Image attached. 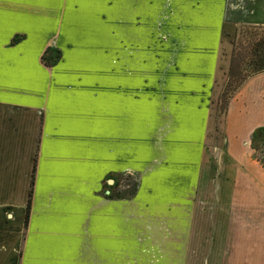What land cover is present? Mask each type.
I'll use <instances>...</instances> for the list:
<instances>
[{
    "label": "rangeland",
    "instance_id": "rangeland-1",
    "mask_svg": "<svg viewBox=\"0 0 264 264\" xmlns=\"http://www.w3.org/2000/svg\"><path fill=\"white\" fill-rule=\"evenodd\" d=\"M66 1L43 44L0 36V264H264L259 127L215 119L228 59L211 120L169 75L178 30L219 1ZM229 3L225 58L235 24L264 23V0Z\"/></svg>",
    "mask_w": 264,
    "mask_h": 264
},
{
    "label": "crops",
    "instance_id": "crops-1",
    "mask_svg": "<svg viewBox=\"0 0 264 264\" xmlns=\"http://www.w3.org/2000/svg\"><path fill=\"white\" fill-rule=\"evenodd\" d=\"M218 1L216 8L201 5L203 18L200 21L187 20L178 30L179 35L175 37L177 39L175 41V64L169 74L170 79L172 78L171 83L173 77L179 78L183 83L179 86L181 87L179 92L184 95L177 96L178 102L185 101L187 107L206 109L209 112L207 117H210L209 105L221 53L224 22L228 18L230 6L229 0ZM66 2V0H0V7L3 8L0 11L4 12L0 14V36L6 26L15 32L16 28H19L26 31L27 38L31 42L35 40L33 42L43 44L46 39L44 30L47 29L49 23H56L55 26L60 27V14ZM171 7L176 14L178 10L189 13L197 12V7L191 8L192 6L187 2L184 9L177 8L176 2ZM109 11L111 12V6ZM252 20L264 22V16ZM59 50L61 59L63 51L62 49L56 51ZM67 118L70 121L75 117L70 115ZM260 126H264V74L252 78L244 86L232 100L228 112L229 137L238 130L248 129L251 133L253 129Z\"/></svg>",
    "mask_w": 264,
    "mask_h": 264
},
{
    "label": "trees",
    "instance_id": "trees-1",
    "mask_svg": "<svg viewBox=\"0 0 264 264\" xmlns=\"http://www.w3.org/2000/svg\"><path fill=\"white\" fill-rule=\"evenodd\" d=\"M227 20L224 22L223 28V37L221 41V49L222 45L224 44L225 38L227 36ZM244 27L248 28L251 32H253L252 37H250V46L248 48V53L243 57H236L238 56L239 50L238 44L239 40H241V30ZM241 29V30H240ZM231 50L228 53L227 57L225 58L226 52H223L222 55L220 53L219 61H218V68L216 73V79L213 89V95L211 98V107H210V120L213 117V101H214V94L217 87V78L218 73L222 69L221 61H225L228 59V70L226 71L225 81L223 86L220 89L218 94V102L216 105V114L215 119L219 120L221 116H223V123L225 127L227 126L228 122V112L229 107L232 100L236 97V95L244 88V86L254 77L264 74V23H256V24H235V31L231 36ZM222 51V50H221ZM57 52L58 57L61 56V51H56L49 48L46 51V55H51ZM44 61L48 60L49 57L44 55ZM251 146L254 150V157L255 159L261 163L264 167V126L259 127L256 131L252 134L251 137ZM37 162V159H35ZM31 182V190L29 192V198L27 202V221H29V214L32 207V200L34 194V185H35V170L33 172Z\"/></svg>",
    "mask_w": 264,
    "mask_h": 264
},
{
    "label": "water",
    "instance_id": "water-1",
    "mask_svg": "<svg viewBox=\"0 0 264 264\" xmlns=\"http://www.w3.org/2000/svg\"><path fill=\"white\" fill-rule=\"evenodd\" d=\"M113 182H114V180H112V179L109 181L110 184H112Z\"/></svg>",
    "mask_w": 264,
    "mask_h": 264
}]
</instances>
